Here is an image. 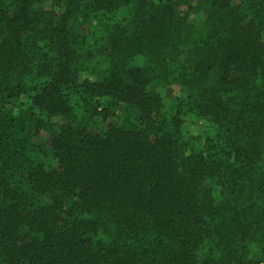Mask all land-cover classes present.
I'll return each mask as SVG.
<instances>
[{"label":"trees","instance_id":"obj_1","mask_svg":"<svg viewBox=\"0 0 264 264\" xmlns=\"http://www.w3.org/2000/svg\"><path fill=\"white\" fill-rule=\"evenodd\" d=\"M0 264H264V0H0Z\"/></svg>","mask_w":264,"mask_h":264},{"label":"rangeland","instance_id":"obj_2","mask_svg":"<svg viewBox=\"0 0 264 264\" xmlns=\"http://www.w3.org/2000/svg\"><path fill=\"white\" fill-rule=\"evenodd\" d=\"M189 15H190V17H189L190 20L193 22H196L197 24H200L201 20L203 19V13H201V12L197 13V12L192 11L189 13ZM160 92L163 94V96L171 98V95L176 94L178 92V89L176 87L172 86V88L171 87L162 88V89H160ZM185 112L188 113L187 110ZM186 116H187L188 122H186L185 125L188 126V123L190 124L191 118L188 115H186ZM54 120H56V122H58V123H61V121L63 119H62V117H57Z\"/></svg>","mask_w":264,"mask_h":264}]
</instances>
